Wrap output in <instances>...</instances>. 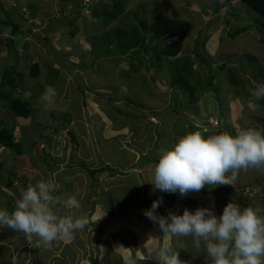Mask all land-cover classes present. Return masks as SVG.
Instances as JSON below:
<instances>
[{
    "label": "rangeland",
    "instance_id": "374dc122",
    "mask_svg": "<svg viewBox=\"0 0 264 264\" xmlns=\"http://www.w3.org/2000/svg\"><path fill=\"white\" fill-rule=\"evenodd\" d=\"M121 1L124 12L120 16L117 15L115 20H110L109 17L117 14L116 5L120 0H0V82L4 71L10 66L17 74L23 75L13 96L29 102L33 110L29 120H17L19 123L21 121L22 125L27 123L29 131H32V128L38 129L41 136L38 141H42L41 145L45 147L42 153L34 150L35 156L31 158L37 167H31L27 177L20 172L14 173L12 182L15 181L16 186L13 192L9 193L11 191L3 189V186L8 184L5 177H9V173L16 169L19 161L11 159L14 153L12 148H3L0 145V208L6 205L10 212L14 211L16 206L13 202L20 198L21 189L26 190L29 184L34 185L41 178L52 179L59 186L56 195L66 198V194H70L77 200L81 199V207L77 213L89 219V225L85 227L87 241L83 238L84 230L81 231V239L77 237L75 241L82 248L87 243V250L95 249L96 242L99 246L103 241L114 240V245H117L127 236L126 231L119 234L121 227L118 224L113 225V220L134 210L132 202L140 192L138 179L140 180V176L148 178L149 173L145 168L134 169L133 165L139 156L144 154L146 156L142 157L140 165L145 164L154 145H158L155 148L157 152L162 148H172L174 142L182 135L180 131L172 133L170 126L179 122L177 125L182 128L181 121H184L185 125L195 121L202 127L200 131L205 137L224 131L234 134L235 130L237 132L247 128L264 134V100L254 102L257 107L249 103L252 99L250 90L263 82L255 73L264 69V44L260 41V33L254 27L262 20L259 14L241 2L225 3L223 0ZM111 11L112 13H109ZM157 14H165L189 23V36L181 42L183 49L177 57L163 59L164 65H160L162 61L158 62L152 52L147 51L145 58L148 66H141L138 71L133 72L132 65L140 62V54H135L134 50L116 56L112 53L122 52V45L134 39L136 29L140 30L139 22L142 19L152 21ZM11 17L19 23L22 32L21 35L14 36L20 38L14 43L15 50L13 47L9 50L10 47L5 44L6 39L13 37L15 22L12 21L9 27L3 28V19L10 22ZM243 28L247 31L236 35ZM122 32L125 34L120 36ZM17 51L18 56L15 55ZM59 58H64L66 62L60 61ZM35 63H39L40 67L37 76L32 73ZM71 63L75 66L70 67ZM51 65L60 69L59 75L52 73ZM177 70L183 72L188 79L193 77L200 80V90L191 95L189 90L172 88L171 79L173 76L177 77ZM190 72L191 76L188 75ZM231 74H234L241 84L244 82V86L235 87L230 81ZM210 75L216 76L214 82L217 85L212 88L207 87ZM196 81L194 80V83ZM47 87L56 91V96L50 102L42 100ZM9 89V85L4 88L5 91ZM214 89H217L218 93ZM236 95L241 96L243 101H248L245 111L236 105L233 98ZM106 97H112L110 99L113 102ZM117 99L121 101L115 104ZM175 99L177 101L174 106ZM6 103L7 101L0 97V120L13 116L11 121L15 123V116L5 108ZM46 103L48 107H45ZM117 105L124 110L129 109L135 117L128 114L121 117L116 111ZM240 105L244 106L243 103ZM176 109L185 114L181 119L174 120L175 116L170 119L171 115L166 113ZM187 111L191 112L186 113ZM103 113L110 114V117H107L111 125L105 120ZM153 115H157V118H150ZM212 121H219L224 131L214 128L210 132L208 124ZM106 125L107 129L104 130ZM113 125H127V128L119 132ZM166 127H170L168 134L160 133ZM157 129L158 133H155ZM14 135L15 140L20 139L18 130ZM111 135H116V138L113 139ZM27 142L28 139L23 136L22 144L26 146ZM114 146L125 149L121 152L114 149ZM134 156L136 158L132 161ZM107 157H111V167L116 171L112 173L104 170L91 176V170L111 163ZM17 159L20 160L21 157ZM128 162L132 167L128 165L124 168ZM25 167L28 166L25 164ZM252 173H256L255 176L251 175ZM246 175H250V178L247 183L242 184ZM67 177H78L77 184L69 183ZM263 186L264 174L249 170L246 173L241 172L233 186H230L233 187L231 197L225 193V187L221 186L213 189L206 186L202 191L193 194H201V199L204 198L202 203H213L215 200L219 206L223 205L219 202L223 188L228 203L234 202L240 206L249 203L253 208L259 207L260 215L264 216ZM230 187L227 186L226 189L230 190ZM187 196H191V193ZM141 204L144 207L149 203L145 199ZM102 207L104 212L101 211ZM58 209L69 211L57 205V214H60ZM214 209L220 214L221 208ZM214 214L218 217V214ZM101 227L106 229L104 235L90 245L88 238L94 239ZM123 227L125 230L128 228ZM138 230L141 231L140 236L145 233L144 229ZM15 233L8 228H0V248L5 250L9 246H16L15 243L22 244L23 247V243L15 239L21 236H16ZM34 243L35 241L29 244L28 248L24 246L26 249L22 248L15 253L17 264L24 261L34 264ZM122 246L127 247L124 243ZM124 251V261H133L131 253L126 248ZM5 252L3 258L7 257ZM65 252L71 257L67 259L68 262L65 261L66 264H74L80 259L69 248H66ZM82 255L79 256L83 257ZM96 255L95 251L91 252L89 258L86 256L87 260L81 259V264H96V261H102ZM150 256L143 260H149ZM42 259L44 260L41 264H55L45 255ZM143 260L136 259L135 263L155 264L154 258L151 259L153 263H144ZM201 260L207 262L206 258H197L198 262Z\"/></svg>",
    "mask_w": 264,
    "mask_h": 264
},
{
    "label": "clouds",
    "instance_id": "9594fccd",
    "mask_svg": "<svg viewBox=\"0 0 264 264\" xmlns=\"http://www.w3.org/2000/svg\"><path fill=\"white\" fill-rule=\"evenodd\" d=\"M238 86L243 87L244 82L235 85L237 88ZM250 95L252 98L249 101L250 105L257 107L254 102L264 100V84L251 89ZM55 96V89L47 87L42 100L50 102ZM173 105L175 106V103ZM48 106L46 103L45 107ZM170 112L167 113L171 116L177 115V119H181L185 114L177 109ZM189 112L191 111L186 113ZM29 119L30 117L27 120ZM219 124V121L210 122L208 124L210 132L214 128L217 131H224ZM189 125H193L196 130L202 128L195 121ZM235 131L234 134L224 131L207 137L201 131H190L181 136L172 149L162 148L158 162L150 165L152 169L150 183L153 190L170 194L178 192L185 197L190 193L202 191L206 186L210 189L233 186L241 172L253 170L264 174V134L253 128ZM22 137L20 133V139L18 141L14 139L22 145L21 155L13 150L11 159L14 158L15 161H21L31 150L33 154L35 152L28 143L26 146L22 144ZM0 145L3 148H10ZM41 146L42 149L45 148ZM18 157L21 159L18 160ZM29 170L30 167H27L20 173L27 177ZM14 177L13 175L11 181ZM5 186L3 189H8L7 191L12 193L16 183L14 181L11 187ZM58 188L52 179L41 178L34 185L29 184L26 190L21 189L20 198L13 202L16 206L14 211L10 212L6 205L0 208V228L23 233L30 245L35 241V247L43 250H51L56 242L73 240L76 232L83 231L89 225V219L82 215L76 216L71 210L79 211L81 207L79 201L70 194H66V198L56 195ZM162 203V199L154 201L151 208L145 210L143 214L158 225L165 241L176 237V246L185 249L181 238L190 237L197 250L203 245L208 264H264V216L260 215L259 207L241 208L239 204L230 202L220 217H217L211 208L204 207L197 208L195 212L185 209L183 215L169 211L168 216L164 217L156 214ZM57 205L68 209L69 214L57 215L55 211ZM151 238L150 236L148 241ZM119 248L125 249L123 246L116 247ZM140 249H136L137 259L143 258ZM154 261L155 264H182L179 252L173 251L167 243L156 251ZM131 264H135V261Z\"/></svg>",
    "mask_w": 264,
    "mask_h": 264
},
{
    "label": "crops",
    "instance_id": "0c3cea01",
    "mask_svg": "<svg viewBox=\"0 0 264 264\" xmlns=\"http://www.w3.org/2000/svg\"><path fill=\"white\" fill-rule=\"evenodd\" d=\"M106 98L109 100L112 97H106ZM233 98H235L236 105L238 107L243 108V110L245 111V106L248 104V102L246 104V102L243 101L241 96H234ZM117 101L120 102L121 100L120 99L115 100V104H117ZM174 103L175 102H173V104ZM240 103H243L244 106H241L242 104L240 105ZM167 114H169V113H167ZM103 115L105 116V120L108 121L111 125V122L108 118L109 116L107 117L108 114L106 115L103 113ZM100 116L102 117V115H100ZM150 118L155 119V118H157V115L156 116L153 115ZM171 118L173 119V116H170V119ZM174 120H177V115H175ZM177 124H178V122H177ZM177 124L175 126H170L172 133L176 134L177 132L180 131L181 135L183 136L184 133H187L190 131H192V132L200 131V130L194 129L193 125H184L183 121H182V128H179L180 125H177ZM170 127H166L164 129H162L160 133H163L164 135L168 134V131H169L168 128H170ZM106 129H107V125H106V127H104V130H106ZM118 131L122 132V131H125V129L118 130ZM155 133H156V130H155ZM112 136L114 137L113 139L116 138L115 137L116 135L115 136L111 135V137ZM111 137H109V139H112ZM176 142L177 141L174 142V145ZM116 147L118 150L125 149V148L121 149L119 146H116ZM159 153H160V151L157 152V154L155 155L156 160L159 158ZM135 158L136 157H134L132 159V161H134ZM139 159H140V156H139ZM139 159H138V161H139ZM138 161L133 165L134 169L145 168V170H148V172H149L148 178L140 176V180L138 179V184L140 185V188H139L140 192L138 193V195H137L138 197L135 199V201L132 202L133 206H135L134 207L135 211L133 210L131 213H128V215H126V216L120 215L121 217H118L116 220H113V223H112L113 225L118 224V226L121 227L119 234L123 233L125 231L127 232V236L124 237V240L122 239L121 243L114 245V240L113 241H106V242L103 241V242H101V245L98 246V244H96L97 243L96 242L94 244V246L96 247L95 249L93 248L92 250H87V247H86L87 243L84 245L85 247L82 248V247H79L77 241H75V238L78 237L79 239H81V235L83 236L81 231H79L80 233H77V232L75 233V238L73 240L66 241V242L62 241V242L54 243L51 250L37 249L35 247V243H34L33 244V250L36 251V254H34V256H33V258H35L33 260L34 264H41L44 260V259H42L43 255L47 256V258H49L52 263L54 262L56 264L57 262H59V264L60 263L66 264L65 261L68 262L67 259H71L70 254H67L65 252L66 248L73 250L76 254V257L78 256V258H80V259L75 258L77 260L74 264H81V259L87 260V259H85L87 254L88 253L90 254L93 251H95L97 253L96 257H100L102 259V261H100V262L96 261L95 262L96 264H123L125 261H124L122 253L125 254L124 253L125 251L123 248L116 249L117 246H122V243L127 245V247L125 246L124 248H126L129 251V253H131L130 255L133 258V261H135V262L137 259L136 255H135L136 249L141 248L140 251L142 253L143 252L147 253L146 255H143L142 260L145 259L147 256L151 255L149 260H147V261L143 260L144 263H147V262L153 263L154 261L151 259L154 258L156 251L163 244L167 243L173 249V251L179 252V258L182 261V264H208V261L207 262H204V260L203 261L201 260V262L197 261V258H199V259L206 258L205 253H204V249H203V245L201 246V249L197 250L196 248H194L192 240L190 237L189 238H181V242L185 245V249H179L176 246L177 245V238L171 237L167 241H165L163 238L164 234L162 231L159 230L158 225H155L152 221H150L147 217H145L143 213L145 210H148L151 208L152 203L154 201H156L158 199H162L163 203L157 209V213H156L159 216L167 217L169 211H171L177 215H183V212L185 209H188L192 212H195V210L197 208L204 207V208H211L214 211V213L218 214V217H220L223 213L222 212L224 210L223 208H225L226 205L228 204L225 197H224V202L222 200L223 196H224L223 188H222L223 194L220 195L221 200L219 201L220 204H223V206H224L223 208L221 207V205L217 206V203H215V200L213 201V203H215L214 205H213V203H210L209 201H207V202L204 201L205 203H202L201 200L203 201L204 198L201 199V197H200L201 194L195 193L196 194L195 195V194L191 193V196H187V197L183 198L178 192L175 194H170V193L162 192L159 190L154 191L153 185L150 183L152 180V169H151L150 165H154L156 162H151V163H147V164H144L142 166H139ZM129 162L127 164H125L123 167L125 168L128 165H129V167H132V166H130ZM109 164L112 165V162ZM255 174L256 173H252L251 175L255 176ZM92 175L93 174H91V176ZM138 175H139V173H138ZM77 178H68L67 177V181L71 184L75 183V185H76L77 184V180H76ZM249 178H250V175H246V178L244 179V181L241 180V181H243L241 183L242 184L247 183ZM37 181H39V179ZM232 189H233V187L230 188L231 191H232ZM263 191H264V188H263ZM228 193H229L228 194L229 197H231L230 191ZM213 196H215V195H213ZM81 198H82V195H81ZM145 199L148 201L149 204H145L144 207H142L143 205L141 203ZM213 199H214V197H213ZM78 201L81 203V199H79ZM242 202L244 203V201H242ZM244 204L245 205L241 206V208L248 207L251 205L249 203H244ZM214 207L216 208V210L218 209V207H219V210L221 208L220 214H219V212L215 211ZM59 209H62V208H59ZM59 209H58V212H60V214H57V215L64 216V215L69 214V211L68 212L65 211L66 212L65 213L63 210H59ZM101 211L104 212L103 207L101 208ZM74 213H76L75 215H77V216L81 215V213H77V211ZM123 226L128 227V228L125 230ZM138 228L144 229L145 233L140 236L139 232H141V231H139ZM105 231H106V229L101 227L100 229H98V231H97L98 235L96 234L94 239H93V237H89L88 240H89L90 245H92L95 242V240L97 241L98 237H101L102 235H104ZM85 232H86V230L84 229V234H85ZM90 232H91V230H90ZM93 232L94 231H92V234H93ZM15 235L21 236V237L15 238V239H17V242H19V240H20V242L23 243V247H22V244L18 245L19 243H15L16 246H14V247L9 246L8 249L6 248L7 250L5 249V251H6L5 254L7 255V257L3 258L4 253H2V255L0 256V264H10L9 261L13 262L12 264H17L15 259H16V254L18 253V251L22 248L23 249H26V247L28 248L29 243L26 241L24 234L16 232ZM86 235L87 234H85L83 238L87 241V239L85 237ZM150 236L152 238L148 241ZM24 246H26V247L24 248ZM77 246H78V248H77ZM100 246H101V248H100ZM33 250L31 251V253L33 252ZM99 250H100V252H99ZM80 254L81 255L83 254L82 255L83 257L79 256ZM89 254H88V256H89ZM130 255H128V256L130 257ZM88 256H87V258H89ZM57 260H59V261H57ZM137 261H138V259H137ZM131 262L132 261H130V262L127 261V262H125V264H131ZM28 263L30 264L31 262L30 261H27V262L24 261V262L18 263V264H28Z\"/></svg>",
    "mask_w": 264,
    "mask_h": 264
},
{
    "label": "trees",
    "instance_id": "16d2710c",
    "mask_svg": "<svg viewBox=\"0 0 264 264\" xmlns=\"http://www.w3.org/2000/svg\"><path fill=\"white\" fill-rule=\"evenodd\" d=\"M223 1L225 3L241 2L242 4L246 5L247 7H249L250 9H252L257 14L260 15L262 20L258 21L256 23L257 26H254V27L257 28L258 32L260 33V35H261L260 41L262 44H264V0H223ZM121 5H122V1L120 0V2H118V4L116 5L118 7V12H117V14L109 17L110 20H112V19L115 20L117 15H119V16L122 15V13L124 12V8L121 7ZM109 13H112V11ZM10 20L11 21L8 22V21H5L3 19V28L9 27L11 25V23L13 21L12 17ZM148 21L142 19V21L139 22L140 30L136 29L135 36L133 37L134 39L129 41V42H126L125 45H122L123 46L122 52L112 53V55L116 56V55L127 54L130 51L134 50L135 54H140L138 57L140 62L136 65H132L133 72L138 71L141 66H145V65L148 66L146 58H145V53L147 51L148 52L151 51L152 55L154 56V59L156 58V60L158 62L162 61L160 65H164L163 59L168 60V59H173V58L177 57L178 54L183 49L181 46V42H183L189 36L190 25L186 21L177 20L175 18L168 17L165 14H157L154 16V18H152V21H150V20H148ZM13 22H15V21H13ZM245 31H247L245 28L240 29L236 33V35H239L240 33L245 32ZM12 34H13L12 35L13 37L5 40L6 46L10 47L9 50H11V47H13V49L15 50L16 47H15L14 43H15V41H19V39H20V38L14 37V36L22 34V32L20 31V28H19V23L15 22V24L13 25ZM124 34L125 33L122 32V34L120 36H122ZM162 41H164L165 43H162ZM0 43H1V41H0ZM15 55L18 56V51H17V54H15ZM102 57H104V56H101V58ZM132 58H133V55H132ZM59 59H60V61L66 62L63 60L64 58H59ZM199 61H201V60H199ZM71 64L72 65H70V67L75 66V65H73V63H71ZM48 65H49V63H48ZM48 65H46V66H48ZM186 67L188 68V66H186ZM50 68L53 69L52 73L55 74L56 76L59 75L61 72L60 69L54 68L53 66ZM39 72H40L39 63L33 64V66H32L33 75L37 76L39 74ZM177 72H179L177 74V77L173 76L171 79L170 84H171L172 88L180 87L181 89L183 88L186 91L189 90V91H191V95L193 94V92H197L200 90V88H198V84H199L200 80H197L196 78L194 79L193 77L188 79L187 77L184 76L183 72H181L180 70H177ZM255 73L257 74V76H260L263 79V82L260 84H264V69L259 70V72H255ZM191 74L192 73L190 72L188 75L191 76ZM234 76H235L234 74L233 75L231 74L230 81L233 83V85H237V83H240V80H237ZM215 77L216 76L210 75L211 79L209 80L207 87L212 88L213 85H217L214 82ZM22 79H23V75L17 74L15 72V69L11 66L6 68V70L4 71V75L1 78L0 88L2 89V92L0 93V97L7 101L5 108L7 107L9 112L11 114L13 113L16 121H15V123L11 121V120H13V116H11L10 118L0 120V144L4 145L6 147L8 146L10 148H13V150L16 151L18 153V155H21L22 145L19 142L14 141V139H15L14 138V132L18 130V132L23 134V136H25L28 139L27 143L30 146H32L36 150L37 153H38V151L42 153V150H45V149L41 148L42 141H38L39 138L41 137L39 132H38V129L36 130L35 128H32V131H29L30 127L28 126V128H27V126H26L27 124L22 125L23 123H21V121L19 123V120H17V118H19L21 120H27L29 117H31V113H32L31 110H33L31 105L29 104V102H27L26 100H24L22 98H18V97L16 98L13 96V94L16 91L18 83L20 81H22ZM194 80L195 81L197 80L198 82L196 81L194 83ZM7 85H9L10 89L8 91H5L4 88ZM225 85L227 86V83H225ZM214 91L217 92V89H214ZM109 101L113 102L112 99H110ZM176 101H177V99H175V102ZM128 103L130 104L131 102H128ZM116 111L119 112V115L121 117H124V115H127V114L132 116V117H135L134 115L131 114L129 109L124 110L119 105H117ZM108 116L110 117L109 113H108ZM11 122L13 123V125H11ZM126 126L127 125H124L122 127H117V125H113V128H118V130H123V129L127 128ZM156 131L158 133V129ZM156 147H158V145H154L153 150H151V152L149 154L150 157L147 158L148 160H147V162H145V164L151 163V162H158V159L157 160L155 159V155L157 154V151L155 150ZM173 147H174V145L172 146V148ZM172 148H170V149H172ZM114 149H117V147L114 146ZM136 149H137V147H136ZM119 151L122 152V150H119ZM33 156H35V153L33 154L32 150H31L28 155H26L23 159H21V161H19L18 165L15 167L16 169L9 173L8 181L9 180L10 181L8 182V184H5L6 185L5 187H11L13 185V182L11 181V179L13 178L14 173L17 171L21 172L22 170H25L27 168V167H25V164H26V166H28L30 168L31 167L32 168L37 167V165L35 164V161L31 158ZM145 156L146 155L144 154L140 157V159L138 161V165H140L142 157H145ZM107 158L110 159V161L113 163V161L111 160V157H107ZM49 165H51V164H49ZM142 165H144V164H141L140 166H142ZM104 170H108L112 173H114L113 171H116L115 168L111 167L110 164H107V165H104L103 167H101L100 169H93L90 172L94 175L97 172H102ZM117 172L119 173V171H117ZM5 178H7V177H5ZM0 179H1V176H0ZM3 180H4V176H3ZM227 186L230 187V185H227ZM227 186H222V187H225V193L228 195L229 191H230V193H232L233 191L226 189ZM224 197H225V195L223 196V199H222L223 202H224ZM250 206L253 207L252 205H250ZM221 207L223 208L224 206L221 205ZM2 253H4V249L0 248V256L2 255Z\"/></svg>",
    "mask_w": 264,
    "mask_h": 264
}]
</instances>
